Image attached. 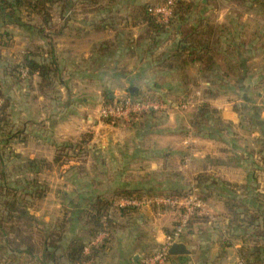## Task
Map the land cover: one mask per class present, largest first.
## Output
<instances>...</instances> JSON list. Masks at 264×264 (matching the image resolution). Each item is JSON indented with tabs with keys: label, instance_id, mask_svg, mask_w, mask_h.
<instances>
[{
	"label": "crops",
	"instance_id": "0c3cea01",
	"mask_svg": "<svg viewBox=\"0 0 264 264\" xmlns=\"http://www.w3.org/2000/svg\"><path fill=\"white\" fill-rule=\"evenodd\" d=\"M158 1L109 0L110 5H119L113 11L87 4L92 7L90 13L97 14L93 28L84 30L93 38L88 53L72 64L63 63L57 39L53 41L60 68L54 87L60 86L66 93L59 96L54 89L43 91L38 74L31 75L23 87L22 108L15 104V93L7 91L12 123L7 136L0 139L1 148H7L5 162L54 164L59 146L88 136L87 170L71 172V186L62 192L69 196L64 204L67 208L55 198L54 210L49 213L29 209L39 221H49L52 216L56 224L65 220L73 234L79 235L81 214L89 199H110L122 190L181 193L195 182L208 204V213L199 215L182 235L181 242L191 252L172 255L170 264H240L242 249L254 244V229L238 227L233 209L256 212L264 218V0H197V24L200 31L210 30L214 43L211 67L202 72V62H187L182 74L174 69L171 56L181 43L180 33L151 47L143 38L145 25H134L131 20L136 5ZM107 20L119 21L122 28L114 30ZM7 29L16 34H20L16 30L26 31L28 46L46 47V39L30 29L13 23L7 24ZM101 31L111 35L96 41L95 34ZM61 35L55 32L53 37ZM186 47L183 42L181 48ZM119 62L128 65V70L118 71ZM177 81L182 85L198 82L191 92L201 89L202 103L214 110V119L200 132L189 129L190 123H183L180 117L173 123L165 111L146 112L131 122L117 124L99 117L106 95L115 100L125 91L132 95L146 90L164 98L166 92L178 89L172 86ZM110 82H124L127 88L106 94ZM131 82L137 92L129 91ZM78 84L90 89L79 95L75 91ZM97 84L102 88L99 95L91 89ZM193 112L196 117L198 108ZM14 174L20 176L19 171ZM59 195L57 190L56 197ZM111 217L117 227L95 263L88 264H139L145 254L166 240L177 220L172 210L147 206L114 209ZM224 243L230 245L224 247Z\"/></svg>",
	"mask_w": 264,
	"mask_h": 264
},
{
	"label": "trees",
	"instance_id": "16d2710c",
	"mask_svg": "<svg viewBox=\"0 0 264 264\" xmlns=\"http://www.w3.org/2000/svg\"><path fill=\"white\" fill-rule=\"evenodd\" d=\"M82 1L89 5L98 4V0ZM165 1L159 0L155 4L144 3L136 5L130 15L132 23L134 25H145L146 31L143 38L148 39L151 47H158L169 37L175 39L177 33H180L181 43H179V48L173 54L171 53V56L174 57L172 60V62L174 61V69L182 74L184 65L187 62L200 61L203 63L202 72H208L211 67L210 60L214 49V43L211 40L212 34L209 29L200 31L198 24H190L191 22L189 21L192 10L198 4L197 0L176 1L173 8V16L167 22H160L150 10L154 5ZM75 4V0H0V23H4L2 25L4 27L0 30L1 43H8L11 39L12 34L7 29V24L11 23L30 29L48 40V47L37 46L35 49L27 51L21 64V67L26 69L29 75L38 74L40 76V85L43 91L54 89L55 79L60 73L52 41L53 32L57 33L60 31L55 29L58 24L53 21L52 10L54 6H59L62 15L72 9ZM24 10L26 15L21 14ZM183 42L187 44L185 49L181 48ZM19 68L20 65L10 68L6 66V73L16 75ZM181 77L183 79L188 78L187 75ZM132 96L148 97V95L142 96L141 93L132 94ZM149 97L165 100L163 97L156 96L153 93ZM0 98L3 101L0 106V133L6 137L8 134L6 126H8L10 100L2 91L1 83ZM105 101L104 104H110L114 100L109 95H106ZM213 115L214 110L207 103H201L194 123L197 126V123L209 122ZM106 121L112 122L111 119H106ZM87 137L84 136L79 142H68L59 146L55 157L56 164L60 165L68 157L84 155L88 149ZM43 164V161L28 160L23 163L24 168L19 171L20 175L28 172H37L41 168L39 166ZM10 180H12V175L7 169L5 156L0 145V256L3 259L6 257V260L13 257L15 260L17 258L20 259V255L22 256L23 254L28 257L35 256L38 257L40 264H64L62 262L63 258H66L72 264L95 263L98 255L107 247L112 237L113 228L117 227L111 217L112 210H124V208L117 205L118 200L121 198H143L147 195H155L146 194L142 190H122L110 199L102 197L89 199L86 203V208L81 214L83 224L80 228L82 233L80 236L78 234L67 238L68 223H65L66 221L64 220L53 231L46 234L42 233L39 239L36 237V231L41 230L37 225L35 226L38 219L30 213L28 207V198L36 195L37 192L34 194L26 190L24 193L27 199H25V195L20 198L18 195L20 191L12 188ZM29 185L30 183L28 182ZM169 195H180V193H170ZM35 197H42V194L38 193ZM233 211H235L234 221L238 227L245 226L254 229V244L242 249L240 264H264V218L260 219L256 212L251 214L237 212L235 209ZM198 217L199 215L190 221L186 231L192 227ZM101 232H106L109 236L101 241L99 245H93L94 239ZM228 245L230 244H223L224 247ZM86 248H88L87 252ZM60 251L63 252L62 255L59 254ZM172 257L170 254V259ZM139 264H141V261Z\"/></svg>",
	"mask_w": 264,
	"mask_h": 264
},
{
	"label": "rangeland",
	"instance_id": "374dc122",
	"mask_svg": "<svg viewBox=\"0 0 264 264\" xmlns=\"http://www.w3.org/2000/svg\"><path fill=\"white\" fill-rule=\"evenodd\" d=\"M109 0H98V4L95 3L94 8L98 7L100 9H102V7H105L106 10H114V9H118L119 5H110L108 3ZM76 4L75 6L70 9L69 11L63 13L61 15L60 12V7L59 6H54L52 12H53V21L54 23H57V27L55 28L56 30L60 31L61 36L57 37V36H52V41H56L57 39V51L58 54L60 56V58L63 60V63H67V64H72L74 63L75 60H80L82 56L85 55V53H88V48H90V45L92 43V37L88 38L85 35L84 30L85 29H92L93 25L95 23L94 22V17H97V14H93L90 13L91 10V6L87 5V3H83L82 0H75ZM157 3V2H156ZM198 3V2H197ZM151 4H155V2H152ZM92 11V10H91ZM198 12V6L196 5L194 7V9L192 10V13L189 17V21L191 23H195L197 24V19H196V14ZM21 14L26 15V11H22ZM26 18V16H25ZM62 18H65V20H62ZM62 21V22H61ZM102 23L101 20L98 21V23ZM107 23L111 24L114 26V30L119 31V29L122 28V26L120 25L119 21H110L107 20ZM4 26L0 25V30L1 28H3ZM17 29V28H16ZM10 31V30H8ZM17 33L20 34H16L14 32H12V30L10 32H12V36L11 39L8 41V43H1L0 42V83L2 86V91L6 94L7 91L12 93H15L16 98H15V104L16 106H18L19 108H22L23 106V97L25 93V90H23V87L27 86L30 76L27 73V70L24 69L23 67H21L22 64V60H23V56L25 55V53L27 51L33 50L35 49L37 46L39 45H34V46H28V40L27 38L24 36L25 32L24 30H16ZM27 33V32H26ZM126 33V30H125ZM53 34H55V32H53ZM76 35H78L76 37ZM111 35V33L109 32H104L101 31L100 34L96 33L95 34V40L99 41L102 39H107V37H109ZM16 37V38H15ZM101 42H99L98 44H100ZM97 44V45H98ZM44 45L45 44H41ZM46 47H48V40H46ZM78 60V61H79ZM113 60L110 61V70L112 73V64ZM120 64V62H119ZM15 65H20V68L18 69V71L16 73L18 74H14L12 73H6V66L12 67ZM126 66V67H125ZM128 65H125L123 62L120 64L119 66V70L120 72H123V70H128ZM25 72H24V71ZM173 77V76H172ZM67 79V78H66ZM38 80V79H37ZM118 80V79H117ZM179 80H181L179 78ZM16 81V82H15ZM168 81H174L172 80H168ZM11 82L14 84L12 85L13 87H11ZM16 83V84H15ZM190 83V82H189ZM126 84V83H125ZM124 82L123 84L120 82H110V85H106L104 91L106 94H112V93H116L118 91H120V88L125 89V87L127 88V86H125ZM177 85H172L173 88H176V86H178V89H175L174 92L165 93L164 98H168L165 100L168 101H176L178 99H181L183 97H185L186 95H190L193 94L191 92V90L193 89L194 85H198L199 83H191L190 85H187V82H184V84L182 85V83H178V81L176 82ZM129 86H133V82H131L129 84ZM60 86H58V88L55 86L54 87V92L58 93L59 96H61L62 94L66 93L65 90H60ZM90 89V87H85L84 84H78L77 89L75 90L77 94L79 95H84L86 93V91H88ZM92 91L99 95V91L102 89L100 85H94L93 88H91ZM196 90V89H195ZM194 90V91H195ZM125 91V90H124ZM193 91V92H194ZM119 93V92H118ZM128 92L125 91L124 94H122L123 96H118L117 99L125 97ZM141 95H151V93H149L146 90H142ZM67 98V96H65ZM64 97V98H65ZM116 100V99H115ZM114 100V101H115ZM2 99L0 98V106L2 105ZM11 105V103H10ZM195 107L190 108L189 110H177V109H172L167 111L166 113L173 117V123H175V119L178 117L183 119V123L189 122L190 126L189 129L191 130H198V132H200V128L204 125L205 127L211 123L210 122H201V123H197V126L194 123L195 117H194V112L195 111ZM22 110V109H21ZM10 110L8 111V115H9ZM100 117V116H99ZM10 116L8 117V124L12 123L11 120L9 119ZM101 118V117H100ZM212 118L214 119V116H212ZM16 120H18L20 123H22V119L20 117H16ZM103 120V119H102ZM199 124V126H198ZM5 125V124H4ZM6 128L8 129V126H6ZM2 137H4L1 133H0V139H3ZM3 142V140L0 141V144ZM79 142V141H78ZM88 148V147H87ZM2 153L5 155L7 153V148L6 145H3L2 148ZM88 150V149H87ZM86 150L84 155H81L79 157H68L66 159H64V162L61 163L60 165L56 164V163H44L43 165H40L39 167L40 170H38L37 172H31L30 175L29 174H22L20 176L14 174V172L17 171H22L24 168V165L22 163V160H19L20 162L18 164H8L7 163V169L9 170V172L12 175V180H10V182L12 183V188H16L18 189L19 192V197L22 198L23 195H25L24 191L28 190V192H32L36 195H38V193L42 194V197H35L36 195H33L32 197L28 198V207L31 211H35L37 213H44V210H46L47 213L53 211V207H54V203L57 202L56 200H60V202L64 205L68 199V195H64L62 192L65 191V189L69 188L71 186L72 183V179H71V172H85L87 170V159H88V151ZM78 162V163H77ZM43 167V168H42ZM62 176H64V178L62 179ZM60 178V179H58ZM28 182L30 183V185L28 186ZM18 183V185H17ZM262 184L264 186V180H262ZM32 186V187H31ZM193 186H195L198 189V192L201 194L197 183H193ZM192 186V188H193ZM191 188V189H192ZM57 190H59L61 192V195H59L58 197H56V192ZM190 190V188H189ZM189 190L181 192L180 194H184L187 193ZM179 194V193H178ZM160 194H155V195H147V196H157ZM169 195V194H166ZM202 195V194H201ZM66 196V197H65ZM203 196V195H202ZM56 198V200H55ZM204 198V196H203ZM25 199L26 195H25ZM205 199V198H204ZM119 201V200H118ZM206 201V200H205ZM68 204V203H67ZM118 205V202H117ZM67 208V205H64ZM140 208V207H139ZM155 209V208H153ZM168 209V208H166ZM159 210H163V209H159ZM169 210V209H168ZM68 214V212L66 211V215ZM38 215V214H37ZM43 215V214H41ZM42 220L39 221L37 220L35 223V226L37 225V227L40 228L41 231L37 230L36 233V237H38L40 239L41 234H46L48 232L53 231L56 227H58L59 224H56L54 222V217H51V220H46L43 221V218H41ZM212 225V223H211ZM102 233V232H101ZM82 234V233H81ZM74 235H78V234H72V231L70 228L67 229L66 232V237L70 238ZM227 235V233H226ZM80 236V235H78ZM100 240H104L107 238V235H98ZM44 237V235H43ZM100 242H98L97 244H99ZM93 245H96L93 243ZM88 251V248H86V252ZM62 251L59 252L60 255H62ZM14 257L6 260V257L1 258L0 256V264H40L38 262V257L35 256H26V255H20V259L17 258L16 260L14 259ZM62 262L64 264H72L69 261L66 260V258L62 259ZM88 264V263H87Z\"/></svg>",
	"mask_w": 264,
	"mask_h": 264
},
{
	"label": "built area",
	"instance_id": "2783aa9c",
	"mask_svg": "<svg viewBox=\"0 0 264 264\" xmlns=\"http://www.w3.org/2000/svg\"><path fill=\"white\" fill-rule=\"evenodd\" d=\"M176 1L191 0H166L163 3L154 5L150 11L157 17L158 21L167 22L173 16V8ZM206 85H209V82ZM202 101L201 89H197L193 94L186 95L176 101L126 95L110 104H103L100 108L99 116L103 120L111 119L112 123L131 122L135 117L145 112H167L172 109L187 111L193 107L198 108ZM191 188L187 193L180 195L121 198L118 201V206L122 208H138L144 206L157 210L168 208L177 215L176 224L167 234L166 240L151 252L145 254L141 259V264H170V247L174 243L181 241L182 235L188 229V225L193 218L208 213V204L203 196L195 186ZM100 234L107 235L106 232ZM99 241L100 238L98 236L93 243L97 244Z\"/></svg>",
	"mask_w": 264,
	"mask_h": 264
},
{
	"label": "water",
	"instance_id": "95a60500",
	"mask_svg": "<svg viewBox=\"0 0 264 264\" xmlns=\"http://www.w3.org/2000/svg\"><path fill=\"white\" fill-rule=\"evenodd\" d=\"M129 91L131 93L137 92L138 89L136 86H131L129 87ZM191 251L187 248L186 244L183 242H176L174 243L170 249H169V253L171 255H177V254H189Z\"/></svg>",
	"mask_w": 264,
	"mask_h": 264
}]
</instances>
